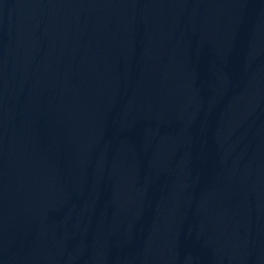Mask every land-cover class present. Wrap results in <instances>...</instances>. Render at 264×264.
I'll return each mask as SVG.
<instances>
[{"label": "water", "instance_id": "1", "mask_svg": "<svg viewBox=\"0 0 264 264\" xmlns=\"http://www.w3.org/2000/svg\"><path fill=\"white\" fill-rule=\"evenodd\" d=\"M0 264H264V0H0Z\"/></svg>", "mask_w": 264, "mask_h": 264}]
</instances>
